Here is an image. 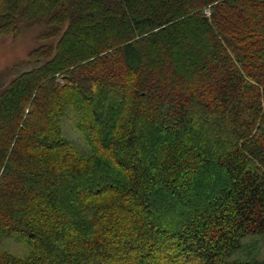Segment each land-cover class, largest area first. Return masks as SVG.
Here are the masks:
<instances>
[{
	"label": "trees",
	"instance_id": "trees-1",
	"mask_svg": "<svg viewBox=\"0 0 264 264\" xmlns=\"http://www.w3.org/2000/svg\"><path fill=\"white\" fill-rule=\"evenodd\" d=\"M34 25L0 264H264V0H0L1 33Z\"/></svg>",
	"mask_w": 264,
	"mask_h": 264
},
{
	"label": "rangeland",
	"instance_id": "rangeland-1",
	"mask_svg": "<svg viewBox=\"0 0 264 264\" xmlns=\"http://www.w3.org/2000/svg\"><path fill=\"white\" fill-rule=\"evenodd\" d=\"M206 14L208 15V12ZM41 29H42L41 27L34 25V26H29V27L21 26L19 32L17 33L11 32V33L4 34L0 32V85H2L3 83L9 82L13 77L18 75L19 72L28 70L38 64L36 59L30 57V55L33 49L46 43V40L45 41L37 40V35L41 32ZM82 82L80 81L76 89L81 94L88 97V95L85 92V89L83 90V88H85L86 86H89V84H87L85 81H82ZM64 112L69 117L70 115L69 111L64 110ZM165 118H167V120L173 125L175 124L177 120L175 116L170 115V114L169 115L165 114ZM81 121L83 120L79 119L78 121L75 122V124H78V123L81 124ZM59 137L62 140H64L63 136L59 135ZM66 137H67L66 140L69 139L70 141H72V137L70 136H66ZM43 138H41V140ZM49 138H53V137H49ZM49 138L47 140H51ZM82 154L85 155L86 150L85 151L83 150ZM91 187L92 185H90V188ZM139 217L136 220L137 221L136 226H138V230L145 227V224H146L145 220L147 219L146 216H142V218L141 217L139 218ZM149 223L150 222H148V225ZM145 228L149 229L148 227H145ZM259 246H262L263 248L262 255L259 258L264 259V243L262 242ZM254 258H257V257L254 255L252 259ZM104 263L105 262L102 260H100L99 262L95 261V264H104Z\"/></svg>",
	"mask_w": 264,
	"mask_h": 264
}]
</instances>
